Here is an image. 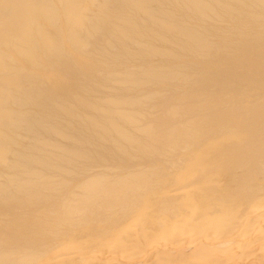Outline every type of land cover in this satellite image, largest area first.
<instances>
[{"label": "bare ground", "instance_id": "obj_1", "mask_svg": "<svg viewBox=\"0 0 264 264\" xmlns=\"http://www.w3.org/2000/svg\"><path fill=\"white\" fill-rule=\"evenodd\" d=\"M0 264H264V0H0Z\"/></svg>", "mask_w": 264, "mask_h": 264}]
</instances>
